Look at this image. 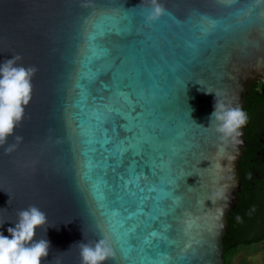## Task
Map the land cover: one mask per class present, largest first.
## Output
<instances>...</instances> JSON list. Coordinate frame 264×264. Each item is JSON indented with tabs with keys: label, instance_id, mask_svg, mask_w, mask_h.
Segmentation results:
<instances>
[{
	"label": "water",
	"instance_id": "95a60500",
	"mask_svg": "<svg viewBox=\"0 0 264 264\" xmlns=\"http://www.w3.org/2000/svg\"><path fill=\"white\" fill-rule=\"evenodd\" d=\"M157 3L165 12L150 19L152 0H0V64L37 69L0 146V232L19 210L46 213L42 264H81L77 243L99 239L115 254L105 264H124L122 223L153 241L154 264H224L244 139L222 140L210 117L217 99L242 107L250 80L264 79V0ZM113 20L118 33L90 40Z\"/></svg>",
	"mask_w": 264,
	"mask_h": 264
},
{
	"label": "clouds",
	"instance_id": "9594fccd",
	"mask_svg": "<svg viewBox=\"0 0 264 264\" xmlns=\"http://www.w3.org/2000/svg\"><path fill=\"white\" fill-rule=\"evenodd\" d=\"M152 5L150 19L165 12L157 0H152ZM18 59L20 58L13 57L0 64V146L10 136H14L15 129L24 119L25 108L32 99V78L37 69L17 65ZM215 96L217 98V94ZM247 122L248 115L242 107L216 100L210 125L215 123V130L222 140L237 139ZM15 138L21 139L18 136ZM8 150L10 149H6ZM4 223H0V226ZM46 225V213L38 207L29 206L19 210L15 226L7 229L9 236L0 232V264H42L49 256L51 244L46 238L36 239V235L37 229ZM77 245L81 264H105V261L115 255L106 239H99L94 244L80 242Z\"/></svg>",
	"mask_w": 264,
	"mask_h": 264
},
{
	"label": "trees",
	"instance_id": "16d2710c",
	"mask_svg": "<svg viewBox=\"0 0 264 264\" xmlns=\"http://www.w3.org/2000/svg\"><path fill=\"white\" fill-rule=\"evenodd\" d=\"M263 82L256 78L251 79L243 95L242 108L248 115V122L243 128L247 145L245 149L241 145L244 154H240L237 159L239 188L235 192L233 208L226 213L227 224L221 237V257L224 264H231L230 258L238 246L255 243L259 244L261 261L264 264V167L249 162L254 150L264 144V136L261 143L253 136V131L264 124V89L261 90L264 87Z\"/></svg>",
	"mask_w": 264,
	"mask_h": 264
},
{
	"label": "snow or ice",
	"instance_id": "6c2138e0",
	"mask_svg": "<svg viewBox=\"0 0 264 264\" xmlns=\"http://www.w3.org/2000/svg\"><path fill=\"white\" fill-rule=\"evenodd\" d=\"M97 31L90 37V40L94 41L99 38H103L106 35L112 34V33H118V27L116 21H112L109 24L105 25L103 23L97 24L94 26ZM101 87L107 88L108 85L101 84ZM87 97L85 96V99ZM107 143H110V141L105 142V146L103 151L107 154L104 159H112L114 158L111 150L107 148ZM127 151V150H126ZM124 153H117L116 155L119 157H123ZM135 155H142V153L136 152ZM90 163H86L85 167L90 168ZM115 170V169H114ZM121 181L123 182V176L121 175L119 177ZM104 187H107V182H103ZM155 191L154 186H150L147 188V192L151 193ZM97 192L100 193L99 198L103 199V193L101 191L100 185H97ZM141 197H140V205L139 207L143 209L145 207V203L151 199L150 196H145L143 193L145 192V189L141 188ZM129 219L134 218L132 215L128 217ZM121 228L123 229V235L118 236L116 240V251H118L121 254V257L123 259L124 264H154V262L150 261L147 255V252L149 248L152 246L153 241L148 239H142L138 235V228L132 227L129 228L126 224L122 223ZM157 232L151 233V236L155 237L157 236ZM163 239V237H161ZM137 253H139V256H137Z\"/></svg>",
	"mask_w": 264,
	"mask_h": 264
},
{
	"label": "rangeland",
	"instance_id": "374dc122",
	"mask_svg": "<svg viewBox=\"0 0 264 264\" xmlns=\"http://www.w3.org/2000/svg\"><path fill=\"white\" fill-rule=\"evenodd\" d=\"M231 264H263L259 244L238 246L235 254L230 258Z\"/></svg>",
	"mask_w": 264,
	"mask_h": 264
},
{
	"label": "flooded vegetation",
	"instance_id": "af4514ba",
	"mask_svg": "<svg viewBox=\"0 0 264 264\" xmlns=\"http://www.w3.org/2000/svg\"><path fill=\"white\" fill-rule=\"evenodd\" d=\"M256 79H258L260 81H264V79H260V78H256ZM263 85H264V82H263ZM263 89H264V87H261V90H263ZM263 126H264V124L260 125L258 129L253 131V136L256 137V141L258 143H261L263 141V136H264ZM244 135H245V132H244V129H243L244 143L242 144V146L245 149V147L247 145V139L245 138ZM240 154H244V151L242 149H241V153ZM250 161L255 162L257 164H260V165H262V167H264V144L261 145L258 150H254L253 157L249 158V162Z\"/></svg>",
	"mask_w": 264,
	"mask_h": 264
}]
</instances>
